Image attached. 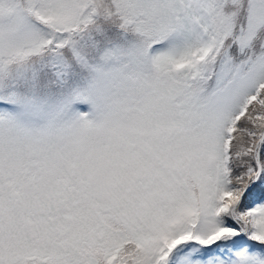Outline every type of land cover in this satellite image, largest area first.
Returning a JSON list of instances; mask_svg holds the SVG:
<instances>
[{
    "label": "snow or ice",
    "instance_id": "1",
    "mask_svg": "<svg viewBox=\"0 0 264 264\" xmlns=\"http://www.w3.org/2000/svg\"><path fill=\"white\" fill-rule=\"evenodd\" d=\"M0 264H264V0H0Z\"/></svg>",
    "mask_w": 264,
    "mask_h": 264
}]
</instances>
